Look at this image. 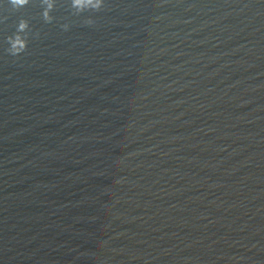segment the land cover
Segmentation results:
<instances>
[{
  "label": "water",
  "instance_id": "water-1",
  "mask_svg": "<svg viewBox=\"0 0 264 264\" xmlns=\"http://www.w3.org/2000/svg\"><path fill=\"white\" fill-rule=\"evenodd\" d=\"M42 11L0 0V264H264V0Z\"/></svg>",
  "mask_w": 264,
  "mask_h": 264
},
{
  "label": "clouds",
  "instance_id": "clouds-1",
  "mask_svg": "<svg viewBox=\"0 0 264 264\" xmlns=\"http://www.w3.org/2000/svg\"><path fill=\"white\" fill-rule=\"evenodd\" d=\"M8 2L14 11H19L28 6L32 0H8ZM57 3L58 0H40V6L43 9L41 16L46 23H51L55 19L52 13L56 10ZM69 3L73 14L77 16L100 12L106 6V0H69ZM3 19L7 20V17ZM86 23L91 25L95 23V20L89 16L86 18ZM62 27L67 31L70 25L64 24ZM31 39L32 29L29 20L20 19L14 34L7 38L8 52L14 57H19L27 51Z\"/></svg>",
  "mask_w": 264,
  "mask_h": 264
}]
</instances>
